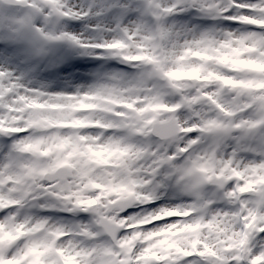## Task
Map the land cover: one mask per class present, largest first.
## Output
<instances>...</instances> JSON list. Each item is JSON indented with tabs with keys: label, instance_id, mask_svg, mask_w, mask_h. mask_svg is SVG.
<instances>
[{
	"label": "snow or ice",
	"instance_id": "obj_1",
	"mask_svg": "<svg viewBox=\"0 0 264 264\" xmlns=\"http://www.w3.org/2000/svg\"><path fill=\"white\" fill-rule=\"evenodd\" d=\"M0 264H264V0H0Z\"/></svg>",
	"mask_w": 264,
	"mask_h": 264
},
{
	"label": "rangeland",
	"instance_id": "obj_2",
	"mask_svg": "<svg viewBox=\"0 0 264 264\" xmlns=\"http://www.w3.org/2000/svg\"><path fill=\"white\" fill-rule=\"evenodd\" d=\"M74 24L76 23V22H73ZM71 63H80V64H89V63H91V60H90V58H85V57H73V59H72V61H71ZM67 65L66 64H64V65H60V68H64V67H66ZM59 69H55V70H52L53 72L54 71H58ZM91 69L90 68H82V69H80V70H77V71H75V76H77V77H81V76H84L85 74H86V72L87 71H90ZM41 76L42 77H47V79L49 80V81H52V86L53 87H58V86H60L56 81H55V79H54V77L53 76H51V75H49V73L48 72H42L41 73ZM61 76H67V73H61ZM74 82L75 83H82L83 82V80H74Z\"/></svg>",
	"mask_w": 264,
	"mask_h": 264
}]
</instances>
